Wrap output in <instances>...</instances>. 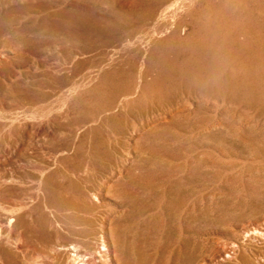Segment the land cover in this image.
Returning a JSON list of instances; mask_svg holds the SVG:
<instances>
[{
  "label": "rangeland",
  "instance_id": "374dc122",
  "mask_svg": "<svg viewBox=\"0 0 264 264\" xmlns=\"http://www.w3.org/2000/svg\"><path fill=\"white\" fill-rule=\"evenodd\" d=\"M87 243L264 264V0H0V264Z\"/></svg>",
  "mask_w": 264,
  "mask_h": 264
},
{
  "label": "bare ground",
  "instance_id": "6f19581e",
  "mask_svg": "<svg viewBox=\"0 0 264 264\" xmlns=\"http://www.w3.org/2000/svg\"><path fill=\"white\" fill-rule=\"evenodd\" d=\"M10 211H12V210H10ZM6 226L9 229H11V220H8L6 222ZM247 232H249V230ZM257 232H258V230L256 229V227H252V229L250 231V234L253 235L254 237H258ZM102 245L104 246V243ZM62 246L64 248H66L67 250L71 249L72 251H74L75 252V256L82 258L83 261L85 262V264H91V262L93 261V258H97L98 257V256H96V251L94 249H92L93 247L90 246L89 243H87L86 247L84 249H82V250H78V247L75 244H72L71 246H69L68 244H63ZM227 249L231 250L232 248H227ZM113 258H114V261L116 263V260H117L116 256L114 257V255H113ZM96 264H109V263H106V260H103V261L99 260L98 263H96Z\"/></svg>",
  "mask_w": 264,
  "mask_h": 264
}]
</instances>
